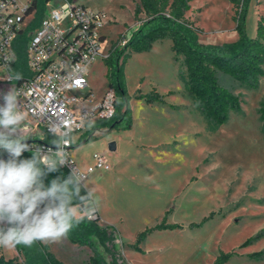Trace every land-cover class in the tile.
I'll list each match as a JSON object with an SVG mask.
<instances>
[{
    "label": "rangeland",
    "instance_id": "obj_1",
    "mask_svg": "<svg viewBox=\"0 0 264 264\" xmlns=\"http://www.w3.org/2000/svg\"><path fill=\"white\" fill-rule=\"evenodd\" d=\"M76 3L107 14L110 22L101 31L106 37L104 54L127 40L139 25L135 19L139 0ZM234 14L230 0H193L187 19L199 30V43L222 47L239 39ZM261 18L264 0H247L249 38L257 36ZM69 26L68 21L61 23L63 28ZM115 69L105 59L93 64L88 80L95 102L109 87L110 71L115 78ZM119 69L127 97L120 102L129 109L131 128L101 127L87 142L82 133L75 134L71 150L83 173L95 165V154L104 155L112 168L88 174L82 182L93 193L100 224L116 232L112 252L124 264H214L222 254L230 255L225 264H264V125L259 118L264 77L256 89H248L219 73L220 83L240 97L241 110L217 126L199 111L180 79L182 67L174 58L170 39L158 41L149 52L123 57ZM10 89L14 86L0 80V92ZM154 91L164 97V103L149 104L140 98ZM25 117L29 118L26 113ZM32 126L35 131L24 136L42 142L43 131ZM114 134L123 143L119 154L108 152ZM6 155L0 151V158ZM165 218L181 228L155 231L139 244V250L132 247L140 233ZM43 244L64 264H88L94 255L90 247L72 244L67 237ZM261 252L262 256L253 257ZM0 254L25 262L16 249L0 248Z\"/></svg>",
    "mask_w": 264,
    "mask_h": 264
},
{
    "label": "trees",
    "instance_id": "obj_2",
    "mask_svg": "<svg viewBox=\"0 0 264 264\" xmlns=\"http://www.w3.org/2000/svg\"><path fill=\"white\" fill-rule=\"evenodd\" d=\"M193 0H139L135 9V19L139 22L138 27L130 33V37L122 39L109 51L105 61L109 66L116 69L115 78L111 71L108 73L109 87H112L117 94V105L115 116L110 120L98 121L96 129H130L129 109L124 108L121 98L127 101L126 91L120 81L121 71L120 60L130 57L132 54H141L153 49L155 43L164 39L172 41L174 58L180 62L182 71L180 79L184 82L187 91L194 99L196 107L204 117L217 126L227 123L232 112L241 110V99L233 91L224 87L219 80V73L230 77L236 84L248 89H256L261 78L264 77V18L258 23L257 36L249 38L245 27V7L247 0H230L234 10L235 30L239 39L222 47H212L198 42L199 30L187 19V13L191 10ZM37 19L25 31L18 33L14 44L16 62L14 70L20 79L29 76L27 67L26 47L29 30L34 29L40 21L44 11V0H38ZM144 15V18L141 16ZM126 41L124 45L121 43ZM115 79V80H114ZM147 103H164V97L156 91L148 95H140ZM259 118L264 125V102L259 109ZM43 143L54 146L51 142L53 136L45 133ZM89 139H93L90 137ZM87 142V141H86ZM32 152L23 153L20 159L31 158ZM71 172L61 166L57 171L48 173L44 178L47 186L54 178H67ZM82 187L81 195L86 194ZM78 203V201H77ZM92 215L95 219L83 216L79 223L74 224L67 234L68 240L78 246L90 247L94 255L88 264H124L120 256L113 253L115 249L116 232L110 227L100 224V216L97 210ZM177 224H168L166 218L153 228H148L137 237L136 244L132 247L139 250L138 246L149 235L155 231L180 229ZM251 242L249 240L246 245ZM102 248L104 254H99L98 249ZM16 251L25 256V262L21 263L17 258L6 259L0 254V264H64L60 261L42 242H35L32 246L18 245ZM263 252L254 254L262 256ZM230 255H221L214 264H225Z\"/></svg>",
    "mask_w": 264,
    "mask_h": 264
},
{
    "label": "built area",
    "instance_id": "obj_3",
    "mask_svg": "<svg viewBox=\"0 0 264 264\" xmlns=\"http://www.w3.org/2000/svg\"><path fill=\"white\" fill-rule=\"evenodd\" d=\"M50 3L55 7L50 8ZM38 7V0H0V80L14 86L21 109L44 134L51 135L52 124L68 122L74 136L98 121L112 119L116 113V91L108 87L95 102L88 80L93 64L109 55L103 53L106 37L101 31L110 22L104 11L78 5L76 0H44L42 17L28 33L26 55L30 74L26 79L16 78L13 44L18 33L36 21ZM64 21L70 22L67 29L61 27ZM26 143L29 150L24 153L40 150L47 154L49 149L55 150V146L43 141ZM73 146L72 141L66 147L68 159L60 166L71 173L76 171L82 182L88 174L111 169L104 155L95 154V165L86 173L81 172L72 159ZM95 218L96 215L90 217Z\"/></svg>",
    "mask_w": 264,
    "mask_h": 264
},
{
    "label": "clouds",
    "instance_id": "obj_4",
    "mask_svg": "<svg viewBox=\"0 0 264 264\" xmlns=\"http://www.w3.org/2000/svg\"><path fill=\"white\" fill-rule=\"evenodd\" d=\"M0 99V151L8 154L7 159L0 158V248L58 242L83 216L90 218L95 211L93 193L83 187L76 171L44 183L47 174L68 159L66 147L73 141V128L68 122L52 124L49 132L55 150L47 154L37 150L31 158L20 159L29 150L20 134L25 113L14 89L0 92ZM82 187L87 189L84 195Z\"/></svg>",
    "mask_w": 264,
    "mask_h": 264
},
{
    "label": "crops",
    "instance_id": "obj_5",
    "mask_svg": "<svg viewBox=\"0 0 264 264\" xmlns=\"http://www.w3.org/2000/svg\"><path fill=\"white\" fill-rule=\"evenodd\" d=\"M89 89H90V85H89ZM91 90V89H90ZM100 99V98H99ZM97 101H99V100H97ZM97 123V122H96ZM96 123L93 125V126H91L88 130H86L85 132H83L82 133V138H84L85 139V141H86V138L87 139H89L90 137H95L97 134H99L100 133V130L99 129H96L95 128V125H96ZM33 124H35V122H34V120L31 118V117H29V118H27V119H25V121L23 122V124L21 125V130H22V133H21V135L24 137V138H26L27 140H26V142H28V141H31V140H29V138H27L26 136H24V135H26V134H28L30 131H35L34 130V127L32 126ZM112 129V128H111ZM112 130H117V131H121V128H118V129H112ZM40 131H42V130H40L39 128H38V132H40ZM96 131H98V133H96ZM129 132H131V130H129ZM84 141V142H85ZM112 142H115V145H116V149H115V152L117 153V154H119V152L122 150V148H123V143H122V140L120 139V136L118 135V134H114V137H112L110 140H109V144L110 143H112ZM108 152L109 153H115V152H113V151H111L110 149H109V145H108ZM115 157H116V154L114 155ZM113 161H114V158L112 159ZM112 170V168L110 169V170H108V171H111ZM97 210V209H96ZM97 212H98V210H97ZM98 214H99V212H98ZM100 216V215H99ZM101 218V217H100ZM102 225V224H101Z\"/></svg>",
    "mask_w": 264,
    "mask_h": 264
},
{
    "label": "water",
    "instance_id": "obj_6",
    "mask_svg": "<svg viewBox=\"0 0 264 264\" xmlns=\"http://www.w3.org/2000/svg\"><path fill=\"white\" fill-rule=\"evenodd\" d=\"M109 149H110L111 151H115V149H116L115 142H112V143L109 144ZM7 158H8V154H7L6 156L3 157V159H7Z\"/></svg>",
    "mask_w": 264,
    "mask_h": 264
}]
</instances>
